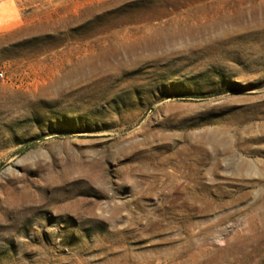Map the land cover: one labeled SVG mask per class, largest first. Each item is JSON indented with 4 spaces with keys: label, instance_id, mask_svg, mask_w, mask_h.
Here are the masks:
<instances>
[{
    "label": "rangeland",
    "instance_id": "obj_1",
    "mask_svg": "<svg viewBox=\"0 0 264 264\" xmlns=\"http://www.w3.org/2000/svg\"><path fill=\"white\" fill-rule=\"evenodd\" d=\"M0 264H264V0H0Z\"/></svg>",
    "mask_w": 264,
    "mask_h": 264
},
{
    "label": "built area",
    "instance_id": "obj_2",
    "mask_svg": "<svg viewBox=\"0 0 264 264\" xmlns=\"http://www.w3.org/2000/svg\"><path fill=\"white\" fill-rule=\"evenodd\" d=\"M0 78L1 79H5V74L4 73H0Z\"/></svg>",
    "mask_w": 264,
    "mask_h": 264
}]
</instances>
